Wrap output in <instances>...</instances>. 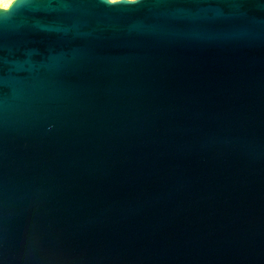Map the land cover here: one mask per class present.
Instances as JSON below:
<instances>
[{"label":"water","instance_id":"1","mask_svg":"<svg viewBox=\"0 0 264 264\" xmlns=\"http://www.w3.org/2000/svg\"><path fill=\"white\" fill-rule=\"evenodd\" d=\"M0 264H264V0L0 7Z\"/></svg>","mask_w":264,"mask_h":264},{"label":"bare ground","instance_id":"2","mask_svg":"<svg viewBox=\"0 0 264 264\" xmlns=\"http://www.w3.org/2000/svg\"><path fill=\"white\" fill-rule=\"evenodd\" d=\"M12 0H0V7H7Z\"/></svg>","mask_w":264,"mask_h":264},{"label":"rangeland","instance_id":"3","mask_svg":"<svg viewBox=\"0 0 264 264\" xmlns=\"http://www.w3.org/2000/svg\"><path fill=\"white\" fill-rule=\"evenodd\" d=\"M111 1H115V0H111ZM5 8V7H4Z\"/></svg>","mask_w":264,"mask_h":264}]
</instances>
